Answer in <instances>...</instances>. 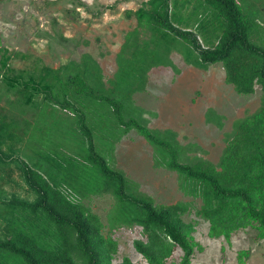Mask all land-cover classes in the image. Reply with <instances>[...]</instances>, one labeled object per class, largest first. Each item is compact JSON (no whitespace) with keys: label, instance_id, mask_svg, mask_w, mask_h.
<instances>
[{"label":"trees","instance_id":"1","mask_svg":"<svg viewBox=\"0 0 264 264\" xmlns=\"http://www.w3.org/2000/svg\"><path fill=\"white\" fill-rule=\"evenodd\" d=\"M201 2L221 22L217 39L205 46L194 31L174 24L169 0H146L126 12L137 26L155 27L160 42L171 39L184 48L187 43V59L193 56L197 66L221 64L225 82L237 93L260 87L259 107L234 122L217 163L181 162L169 132L150 129L129 111L125 96L138 74L143 77L147 66L161 63L164 49L157 42L153 49H138L148 43L139 42L137 27L127 33L115 78L106 88L91 84L81 70L73 72L79 68L73 62L53 68L36 59L33 68L16 70L10 61L29 55L0 46V97L13 94L7 98L13 112L0 105V264H133L128 257L113 263L117 242L103 233L105 224L83 202L103 193L114 198L109 231L140 227L143 239L133 241L145 260L139 264H173L168 259L176 248L182 251L176 264H190L202 247L192 235L193 224L182 218L185 204H156L109 164L110 145L132 129L200 196L196 212L207 220L210 238L229 240L234 231L253 227L264 239V28L238 0ZM18 144L25 149L16 150ZM14 168L31 199L7 194L4 180Z\"/></svg>","mask_w":264,"mask_h":264},{"label":"rangeland","instance_id":"2","mask_svg":"<svg viewBox=\"0 0 264 264\" xmlns=\"http://www.w3.org/2000/svg\"><path fill=\"white\" fill-rule=\"evenodd\" d=\"M143 1L146 0H0V46L29 55L10 61L16 70L33 68L36 59L53 68L73 62L79 67L73 72L81 70L91 84L101 82L106 88L115 78L127 33L137 27L139 42L148 43L138 49H153L156 42L164 49L159 55L161 63L147 66L143 77L138 74L139 81L125 96L129 111L150 129L169 132L179 146L181 162L202 158L217 163L234 122L259 107L260 87L255 86L252 94H239L225 82L221 64L197 66L193 56L187 59V43L183 42L184 48L171 39L160 42L163 38L155 27L148 30L137 26L136 17L126 11L135 10ZM238 1L248 14L258 17L257 22L264 28V0ZM168 11L177 27L196 33L201 46L217 39L221 22L213 18L212 10L201 0H169ZM126 48H132L131 41ZM12 96L0 97L5 111L10 110L7 98ZM61 112L62 116L66 113ZM101 139L95 137L96 143L103 142ZM23 144H18L16 150L25 149ZM110 146L109 164L136 184L137 190L151 196L156 204H185L187 211L182 218L193 224L192 235L202 247L194 252L190 264H264V239L256 236L253 227L234 231L229 240L208 236L209 224L196 212L202 203L200 196L193 194L180 174L162 163L154 148L135 130L118 135ZM19 157L24 159L20 154ZM3 186L7 194L33 197L16 168ZM113 201L110 193L83 199L105 224L103 233L117 242L113 263L124 257L133 264L142 263L145 260L133 246L135 239H143L139 226L108 230L107 216ZM181 254V249L176 248L168 262L176 264Z\"/></svg>","mask_w":264,"mask_h":264}]
</instances>
